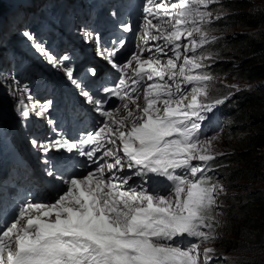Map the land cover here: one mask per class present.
<instances>
[{
	"label": "snow or ice",
	"instance_id": "1",
	"mask_svg": "<svg viewBox=\"0 0 264 264\" xmlns=\"http://www.w3.org/2000/svg\"><path fill=\"white\" fill-rule=\"evenodd\" d=\"M216 2L147 0L141 39L162 43L141 46L125 63L114 59L123 44L98 52L118 75L97 93L81 86L82 78L64 63L69 56L58 58L35 45L50 65L64 63L67 80L98 116L78 142L61 136L32 144L45 154L55 150L58 162L70 167L76 154L96 167L64 180L47 202L22 205L10 226L0 219V264H216V250L202 245L218 238L213 213L223 189L207 176L210 169L194 164L207 165L217 155L219 135L205 138L202 131L208 114L223 103L209 99L208 62L214 58L204 51L217 40L208 30L214 19L209 6ZM123 31L134 29L125 25ZM23 35L33 40L29 32ZM144 51L151 54L144 58ZM97 75L95 67L84 70V77ZM112 98L122 103L113 106ZM36 107L19 99L17 111L28 118ZM51 107L48 101L35 114L44 116ZM48 174L56 180L55 172ZM133 177L140 183L133 186Z\"/></svg>",
	"mask_w": 264,
	"mask_h": 264
},
{
	"label": "trees",
	"instance_id": "2",
	"mask_svg": "<svg viewBox=\"0 0 264 264\" xmlns=\"http://www.w3.org/2000/svg\"><path fill=\"white\" fill-rule=\"evenodd\" d=\"M3 1V6L12 10L18 3V0ZM229 1L217 0L215 4L209 6V10H214L220 5L226 16H216L215 20L208 25L210 34L217 37V40L205 46L204 51L213 54L215 50L221 51V48H225L221 53H214L216 57L208 62V71L213 78L220 76L225 80L235 77L234 79L243 85L263 81L264 0L260 9L251 8L246 1ZM232 29L255 30L257 33L238 35L231 40L224 39L223 34H227ZM11 39L20 47L28 49L29 42L23 33L12 31ZM7 49L11 52L10 48ZM4 50L0 41V56H4ZM1 57L0 59H3ZM214 86L215 97L212 89L210 100L220 99L223 103L217 106L213 123L224 124V137L227 138L225 142L228 145L230 141L228 139L231 138L232 145L229 147H224L226 143L223 145V153L227 156L219 155L208 163L207 169H210L208 171L223 177L226 184L232 187H236L242 177L253 179V181L254 178H259L258 180L263 182L264 154L260 153L258 158L254 153L255 149L264 147V88L235 89L236 93L225 94L226 91L222 86L218 84ZM8 91L9 88L0 74V93L7 95ZM251 125L257 126L254 132L248 131ZM240 163L248 170L237 169L236 165ZM232 197V199L227 198L226 205L229 208L222 212V219L226 223L225 233L236 234L240 243L229 250L231 253L229 255L234 256L233 252L240 255L253 253L256 258L244 264H264V251H262L264 249V190L246 195L242 203H240L241 198H237L236 202L234 196ZM228 247L226 240L217 245V249L221 251Z\"/></svg>",
	"mask_w": 264,
	"mask_h": 264
},
{
	"label": "rangeland",
	"instance_id": "3",
	"mask_svg": "<svg viewBox=\"0 0 264 264\" xmlns=\"http://www.w3.org/2000/svg\"><path fill=\"white\" fill-rule=\"evenodd\" d=\"M68 5H72V11L74 12V20L76 19V24L78 26L82 25L84 26L85 23L83 22L84 19L83 17H81V12L82 9L80 10V5L81 3L85 4L88 6L89 3H92L93 0H65ZM229 1V0H228ZM233 1V0H231ZM236 1H246L249 5H251V8H255V9H260L263 5V0H236ZM59 2V0H53L52 4L53 7H65L66 8V3H62L61 4H57ZM230 2V1H229ZM147 0H138L137 4L134 6V10L137 12V15L141 17V19L144 18V13H143V7L146 5ZM219 3V2H218ZM218 6V5H216ZM220 6V5H219ZM216 7L214 10H210L213 11V16H226V14L221 10L220 7ZM19 5L16 6L15 11L18 9ZM9 14L12 15V12H9ZM58 21H60V19H62V15L58 14ZM66 21L65 23H62L61 26H58V28H55L52 33H45V34H35L32 33L31 35L33 36V40H31V46L29 48L30 52L32 53L33 51L36 52L37 48H36V44H40L41 46H43L44 48H46L49 52V54L54 55L55 57L58 56V54L62 51V49L64 48V51L66 52V54H68L69 50L72 49V46L70 45V47L66 44V40H65V28L68 26V17L69 19H71V15L66 14V16H63ZM150 18V17H149ZM23 22V18H21V20L18 22V24L15 27V31L16 32H20V30H18V26H20ZM156 21L154 20V23ZM257 33V31H251V30H246V31H241L238 29H232L229 30L227 32V34H223V38L226 40H231L233 38H235L238 35H242V34H255ZM143 37V35L141 36ZM155 43H162V41H154ZM65 46V47H64ZM155 46H152L151 48L154 49ZM223 50H225V48H221V51H217L215 50L214 53H221L223 52ZM38 54L41 56L43 63L47 66V69L50 71H55V72H59V68L57 67H53L52 65H50L45 56L42 55L39 51H37ZM211 54L213 56V58L216 57V54L214 55ZM151 53H149L146 58L150 55ZM15 56H17L16 53H14ZM162 59H166L164 57H162ZM63 64V63H62ZM3 66V67H2ZM3 68V69H2ZM54 68V69H53ZM1 69L2 72L5 74V83L9 88V92L7 93V98L3 99L4 103L6 104H16L15 102H17L18 98H22L25 99L26 94H31L33 89H37L40 88L45 82V73L47 71H44V68H41L40 65L37 64H29L26 63L24 59H19L18 60H8L7 58H5V60L3 61V63L1 64ZM0 72L1 75H3V73ZM235 77H230L224 80L223 77H215L213 78V82L211 84V86L209 87V99L211 91L213 89V96L215 97L214 94V90L216 89L214 85L218 84L219 86H222V88L224 89V91H226L225 94H234L235 89H248V90H253L255 88H264V80L260 81V82H256L253 84H242L240 83L237 79H234ZM229 79V80H228ZM148 83H151L150 81ZM23 88H27V92H21L20 90ZM11 88V89H10ZM226 89V90H225ZM19 92V93H18ZM23 93V94H22ZM141 101L143 103V96L141 98ZM143 106V104H141V107ZM11 112V110H10ZM209 115V119L206 120L203 124H202V131H203V127L204 124H208L211 127L206 128L204 133V137H211L213 135H219V139L213 142V148L215 153H217V155H226L223 150V145L224 147H229L230 145H232L231 142V138H229L228 140L229 143L227 145L226 139L224 137V131H225V127L224 124L221 123L220 125H217V128L212 127L213 124V115L212 114H208ZM5 121H0V125L4 124ZM231 125V123H230ZM257 126L256 125H251V127L248 128V131L250 132H254L256 130ZM245 135V134H244ZM9 142L12 145L13 144V139L12 137H9ZM226 151V150H225ZM260 153L264 154V147H260L255 149V157H260ZM216 155V156H217ZM227 156V155H226ZM201 166L206 168V165L201 164ZM233 167V166H232ZM237 169H241V170H245L247 171V167L243 164H237L236 165ZM207 170V168H206ZM19 173H14L13 175L15 176V181L19 182L20 180L23 182L25 181L24 178H20ZM207 176L211 178V182L214 184H217L219 186H222V191L218 190V195H217V201H216V208L214 211V215L216 216L217 220L219 221V226L217 227L216 231H217V235L218 238L216 240H214L212 243L207 244V245H202V247L207 246V247H213L216 250V255L213 257V259L216 261V264H220L221 262H224L225 264H244L247 261H251L253 259L256 258V256L252 253H246L243 255H240V253H235L233 252L234 256H230L229 253L230 249L236 247L240 242L239 239L237 238L236 234H229V233H225L224 230V225L226 224L224 219H222V212H224V210L228 207L227 204V198L232 199L234 196L235 201L237 202V198H241L240 203L244 202V198L246 195L248 194H252L255 192H259V191H263L264 190V177H263V182H261V180H258L259 178H254L253 179H248L247 177H242L239 180V183L236 184V187H232V186H228L224 180L223 177L218 176L217 174H215L212 171H208L207 170ZM252 177V176H251ZM25 187L24 189H29L30 185L24 184ZM229 208V207H228ZM226 240L228 243V248L226 250H218L217 249V245L220 244L221 241ZM264 251V249L262 250ZM225 256V257H224ZM258 259V258H257ZM256 259V260H257ZM209 264H211V262H209Z\"/></svg>",
	"mask_w": 264,
	"mask_h": 264
},
{
	"label": "bare ground",
	"instance_id": "4",
	"mask_svg": "<svg viewBox=\"0 0 264 264\" xmlns=\"http://www.w3.org/2000/svg\"><path fill=\"white\" fill-rule=\"evenodd\" d=\"M154 22V21H153ZM66 35V34H65ZM2 56V55H1ZM0 56V57H1ZM2 58V57H1ZM3 67V66H2ZM3 69V68H2ZM6 74V73H5ZM2 76V75H1ZM21 88H23V87H21ZM11 89V88H10ZM19 93V92H18ZM23 94V93H22ZM16 103V102H15ZM3 116V115H2ZM9 124H11V120L9 119ZM1 125H3V124H1ZM2 139V135H1V132H0V140ZM13 153H11V155H12ZM15 154H18V156L19 155H24V154H22V152L21 151H17ZM32 156H29L28 158H27V162L26 163H24L23 164V166L26 168V170H30V171H32L33 170V168H32ZM28 175H27V177H26V179L27 180H29L30 178H31V176H32V173H27ZM12 176H14L13 174H11ZM12 179H14V178H12ZM29 181H31L32 183H29L31 186H34V188H36V187H40V185L38 184V181L37 180H29ZM24 187H25V185L22 183V182H17V181H12V182H8V183H6L5 185H4V188H10V189H13V190H16V189H24ZM43 190H44V188H42ZM17 192H19V191H17Z\"/></svg>",
	"mask_w": 264,
	"mask_h": 264
}]
</instances>
